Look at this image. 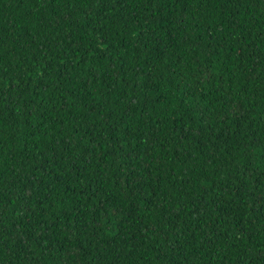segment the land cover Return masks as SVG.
I'll return each mask as SVG.
<instances>
[{
	"label": "trees",
	"instance_id": "16d2710c",
	"mask_svg": "<svg viewBox=\"0 0 264 264\" xmlns=\"http://www.w3.org/2000/svg\"><path fill=\"white\" fill-rule=\"evenodd\" d=\"M0 264H264V0H0Z\"/></svg>",
	"mask_w": 264,
	"mask_h": 264
}]
</instances>
